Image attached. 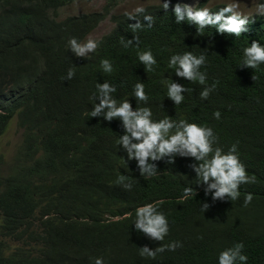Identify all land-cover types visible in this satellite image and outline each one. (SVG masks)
I'll return each instance as SVG.
<instances>
[{"label":"trees","instance_id":"obj_1","mask_svg":"<svg viewBox=\"0 0 264 264\" xmlns=\"http://www.w3.org/2000/svg\"><path fill=\"white\" fill-rule=\"evenodd\" d=\"M89 1L0 0V137L14 116L23 131L17 163L0 171V264H94L97 257L104 264H217L219 252L237 243L244 245L247 264H264V64L240 67L244 47L253 40L264 44V16L235 37L175 23L172 8L186 0H168V12L161 8L164 0L144 6L154 23L135 33L129 27L135 20L112 14L125 0H105L96 12L57 14L66 5ZM107 18L114 26L97 49L76 57L68 41L83 43ZM133 36L138 46L121 43ZM148 49L156 59L154 71L138 59L137 53ZM184 52L206 57L200 71L207 86L215 83L207 99L200 98L205 85L176 77L168 66L172 55ZM104 59L112 72L103 70ZM172 81L191 89L180 105L167 97ZM104 82L116 87L112 96L118 103L129 99L133 109L150 107L154 120L168 116L211 128L214 147L226 153L235 144L255 181L240 185L237 200L213 201L204 186L195 185L190 157L177 156L172 164L155 161L156 175L140 176L136 161L118 144L121 122L90 115L99 103L92 99L96 85ZM136 83L144 84L147 104L136 102ZM120 176L128 177L131 190L116 183ZM187 186L197 195L181 201ZM248 193L253 199L245 206ZM146 203H158L168 220L163 241L133 225L136 209ZM202 203L210 207L204 211ZM173 241L181 245L174 251L155 259L140 255V247L154 250Z\"/></svg>","mask_w":264,"mask_h":264},{"label":"clouds","instance_id":"obj_2","mask_svg":"<svg viewBox=\"0 0 264 264\" xmlns=\"http://www.w3.org/2000/svg\"><path fill=\"white\" fill-rule=\"evenodd\" d=\"M200 2L196 0L193 4L176 3L172 8L175 23L187 22L188 25L195 26L196 32L201 34L206 28L213 27L216 29V33L240 37L249 31L245 27L246 25L252 23L257 16H264V2L256 3L254 11L251 13L241 11L238 0H230L216 11H212L209 7H199ZM169 6L168 0H164L161 4V8L165 12H168ZM125 15L128 20L136 21L134 24H129L134 33L142 29L144 23L148 27L154 23V17L151 14H146V8L143 6H137L132 12L125 13ZM134 42L138 46L139 38L137 36H133V39L126 42L121 38V43L125 47L133 45ZM68 45L76 57L84 58L97 49L98 42L89 38L84 43H80L76 38H71ZM242 52L240 67L258 69L261 64H264V44L259 41L253 40L249 46L243 48ZM137 55L147 71H154L156 59L151 49L138 52ZM205 63V55L197 56L192 52H184L172 55L168 66L174 68L176 77L205 85L200 92V98L207 99L215 88V83L207 86L206 73L200 71ZM101 66L105 72L110 73L113 70L107 59L101 61ZM73 76L74 72L69 70L67 78L71 79ZM252 79L255 80L256 77L253 75ZM96 88L97 94L92 99L99 103L94 104L90 115L91 117H103L109 122L114 119L121 122L123 134L120 135L118 144L126 152L129 161H136L140 176H155L157 173L155 161L166 159V163L172 164L177 156L190 157L195 161L188 165L195 172L197 178L195 185L204 186L205 196L210 194L213 201H223L226 198L237 200L240 196V185L255 181V177H250L240 162L235 144L226 153L220 147H214L217 137L211 128L189 123L183 119L175 121L168 116L154 120L150 107H135L133 109L129 99L118 103L112 96V93L117 90L114 85L104 82L98 83ZM188 91L191 89L174 81L167 85V97L173 101L174 105H180L184 101L183 93ZM133 96L136 102L147 104L148 95L144 90L143 83L134 85ZM213 115L216 119L220 118L219 111ZM116 183L127 190L132 188V183L128 182V177L125 176L118 177ZM196 195V188L187 186L183 188L180 199L186 201ZM252 199L251 193L246 194L245 206ZM209 207L208 203H202V210L205 211ZM133 225L138 232L154 241H163L169 232L168 220L158 210V203H146L138 207L135 211ZM180 246V243L176 241L156 247L154 250L144 246L140 247V255L155 259L157 253H162L165 250L174 251ZM243 247L242 243H237L220 251L217 264H247L248 257L242 253ZM94 264H104L103 258H95Z\"/></svg>","mask_w":264,"mask_h":264},{"label":"rangeland","instance_id":"obj_3","mask_svg":"<svg viewBox=\"0 0 264 264\" xmlns=\"http://www.w3.org/2000/svg\"><path fill=\"white\" fill-rule=\"evenodd\" d=\"M163 0H125L120 3L112 14L132 12L137 6H148L162 3ZM201 0H199L200 2ZM105 0H90L89 2H74L57 10V14L61 17L74 16L81 13H91L100 11ZM196 0H186L184 3L193 4ZM230 0H208L204 7H213L216 4H226ZM240 9L243 12L251 13L254 11L255 4L258 0H238ZM57 19H60L59 17ZM114 24L107 18L102 21L84 40L91 38L98 41L102 36L111 31ZM83 42V43H84ZM23 131L17 125L16 116L10 121L4 135L0 137V171L7 170L17 163L18 152L21 147Z\"/></svg>","mask_w":264,"mask_h":264}]
</instances>
